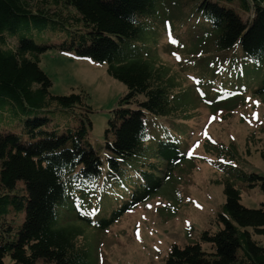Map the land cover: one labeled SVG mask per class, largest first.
<instances>
[{
	"label": "trees",
	"instance_id": "obj_1",
	"mask_svg": "<svg viewBox=\"0 0 264 264\" xmlns=\"http://www.w3.org/2000/svg\"><path fill=\"white\" fill-rule=\"evenodd\" d=\"M167 4L190 11L203 32L193 50L240 51L222 67L236 66L233 95L264 97V0H0V264H92L79 243L85 227L108 229L165 190L186 162L182 137L160 123L191 108L158 54ZM49 51L105 64L128 88L110 112L103 148L91 143L86 94H51L40 67ZM223 88L208 96L230 98L231 90L218 95ZM219 148L235 147L207 146ZM219 183L225 203L211 227L174 245L164 264H264V200L241 203L242 188L264 197V176L237 168Z\"/></svg>",
	"mask_w": 264,
	"mask_h": 264
},
{
	"label": "rangeland",
	"instance_id": "obj_2",
	"mask_svg": "<svg viewBox=\"0 0 264 264\" xmlns=\"http://www.w3.org/2000/svg\"><path fill=\"white\" fill-rule=\"evenodd\" d=\"M164 8L159 15L158 54L187 90L191 108L183 120L161 119L160 123L164 132L182 137L187 160L165 190L108 229L85 227L79 243L89 248L92 264H164L174 245L197 241L200 233L211 227L225 203L224 186L219 181L226 172L241 168L264 176V97L244 95L253 89H241V95H233L236 66L222 69L234 54L241 57L240 51L222 54L208 42L211 53L204 54L203 46L198 45L193 50L191 45L203 42V32L193 23L191 12L168 4ZM40 67L52 81L53 96L86 94L94 112L91 143L94 148H103L110 112L128 88L108 74L107 65L73 54L49 51L42 55ZM219 84L225 88L218 95L227 97L231 90L230 98L208 96ZM233 101H238V106L230 110ZM208 144L226 149L234 146L236 154L231 149L229 154L220 148L208 150ZM263 200L260 188L241 189L245 207L259 208ZM13 218L18 224L23 216ZM259 240L264 243V239Z\"/></svg>",
	"mask_w": 264,
	"mask_h": 264
}]
</instances>
